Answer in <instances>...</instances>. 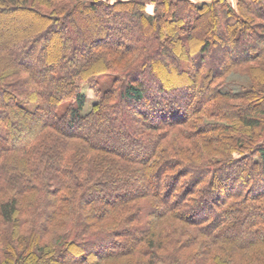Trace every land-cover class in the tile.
<instances>
[{
  "label": "trees",
  "instance_id": "16d2710c",
  "mask_svg": "<svg viewBox=\"0 0 264 264\" xmlns=\"http://www.w3.org/2000/svg\"><path fill=\"white\" fill-rule=\"evenodd\" d=\"M156 1V13L147 15L144 11L146 0H62L61 2L0 0V29L5 23L4 16L9 20L18 11L24 12L26 16L25 21H19L20 23L16 21V27L19 29L15 30L17 33L14 31L13 35L16 34L14 37L11 38L6 34L0 36V39H4L0 40V264H47V261L63 264L64 260L60 254L63 253L64 256V252H70L68 246L79 241L75 235L81 230L83 233L87 231L85 234H90L89 237L94 241L95 253H101L105 248L102 242L104 238L108 236L116 238V241L114 239L110 241L114 248L110 250L105 248L106 251L101 253L103 259L145 251L157 257L162 240L159 243L155 241L157 231L152 226L156 227L157 224L154 223L153 213L150 214L151 222L147 229L133 225L134 228L127 227L123 229V233H120L118 230L121 228L117 227L116 230V226L108 229L100 228L101 222H108L126 213L127 215L122 216L121 219L126 222L133 220L129 211L132 207H138L140 211L141 206L135 202L144 197L158 198L161 204H154L153 211L164 217L177 208V206L170 208L168 204V199L172 200L171 195H175L176 198L179 196L182 204L186 205L184 208L180 207L179 211L184 212L187 219V215L196 209H206L204 219L193 220V223L203 229V232L214 239L213 243L218 245L226 243L246 249L264 243V205L260 204L264 199V193H261V188H256L260 178L257 179L255 175L251 177L250 174L254 169H258L255 172L259 171L264 179V137L255 141L254 136L253 142L249 144H244L241 139L250 133L253 136L257 129H264L262 91L264 71L259 67L263 65L264 68V44L258 43L259 40L264 43V35H258V39H248V41L234 39L244 45L242 50L225 47L226 56L220 63L218 62L217 67H199L201 71L207 69L201 88L215 91L214 96L236 97L245 102V108L258 106L254 112L241 113L240 111L245 108L235 105L232 109L226 110V105L222 111H217V122L204 121L219 140L229 142L233 137L230 132L240 134L235 135L238 136L237 140L235 139L237 141L235 148L232 147L233 150L226 155L227 157L218 159V163L190 166L191 161L188 164L184 160L180 164L176 158L170 157L169 147L160 145L165 133L161 135H154L150 131L147 133L148 128L158 130L159 127L156 124L146 126L143 123L146 121H142L144 119L142 115H149L150 110H156L153 106L147 109L137 107L140 113L130 116L132 124L125 126L122 124L131 142L141 144L140 135L149 136V144L146 145L148 150L146 149L144 153L137 151L136 155L135 148L138 150L139 147L125 150L121 149L122 144L110 142L113 137L110 135L112 131L108 133L106 140L108 143L102 142L100 134L93 132L89 127L94 121L98 122V118L102 117L104 112L109 113L119 123H125L126 104L138 102L148 104L149 88L153 82V84L158 83L161 94L173 92L178 88H186L188 92L190 89L194 90L195 84L189 83L186 79L178 80L179 84L175 85V82L165 74L166 65L161 58V55L165 54L169 58L171 54L178 58L175 51L178 41L173 42L171 38L185 8L187 14L185 12L184 19L187 23H182V26L189 33L183 38L188 42L184 53L182 48L184 59L195 57L196 52L208 53L217 43L221 44L214 28L211 33L208 29L205 30L206 35L201 40L194 36L198 32L195 27L201 25L200 27L203 28L207 16L219 18V14L223 13L236 22L235 27L229 31L232 37H237L239 33L246 32L247 35L248 32L252 33L248 31L249 28H245L248 25V17L264 18V0H239L237 8H232L227 0L201 3L195 0ZM134 5L138 9L130 13L137 19L135 29L143 28L146 35L156 33L154 57L152 55L154 52H149L136 65L133 63L137 58L133 55L132 41H117L111 37L97 40L93 39L92 34L82 39V57L68 58L70 51L68 47L72 43V39L69 38L66 39V42L69 41L68 46L62 47L60 51L59 39H64L65 36L59 32L58 27L71 17L74 22H82L84 19L78 15L77 10L93 12L103 6L107 12H110L112 9H117L116 11L127 7L132 9ZM202 18L205 19L201 21ZM22 26L29 30L24 31ZM262 26L264 27V24ZM32 27L37 28L32 29ZM123 35L125 37V34ZM48 36L49 39L52 37V41L44 40ZM8 39L12 40L9 42ZM41 42L44 45V52L38 53ZM183 44L185 45L184 42ZM197 47L198 50H194ZM106 50L109 54L113 53L116 62H127L130 68L127 71L115 72L116 77L107 88L96 87L94 84L98 98L86 111L87 95L78 81L95 82L102 73H105L103 72L106 71L105 69L97 70L96 67L100 60L103 61L107 56ZM249 62H254L255 65ZM70 64L71 70H69ZM243 64H246L245 70L261 69V71H258L255 77L250 71L247 72L250 84L243 87L242 91H227L225 89L227 82L220 81L221 74ZM145 72L150 73L152 78L144 80L147 78ZM168 82L174 84L169 86ZM189 86L192 87L189 89ZM21 87L26 89L23 90ZM66 101H69L66 109L60 112L59 106ZM160 103L167 104L164 101ZM203 107L204 104L201 103L189 113L191 108L184 106L180 115L171 112L169 115L174 118L188 113L189 115L162 126L165 131L183 126L184 122L189 120L187 117L200 113ZM162 113L160 112V116L164 118L168 115ZM187 138L191 139V137ZM210 138L213 140V136ZM235 152L240 155L234 156ZM104 153L114 158L109 159L103 155ZM165 156L169 159L162 158ZM118 159L124 163L120 165ZM113 163L122 166L117 174L106 170V167ZM159 166L161 176L151 183L150 172L153 167L155 169ZM237 171L240 174H237ZM222 174L225 177L221 180ZM242 174L247 179L236 185L233 179L240 178ZM165 178L171 180L167 188L164 183ZM139 181H144L145 185L140 184ZM236 186L240 187V191L236 190ZM207 188L215 190L212 196L215 202L212 205L208 202L201 203L205 194L199 200L200 195ZM175 200L171 203L174 204ZM189 205L192 207L186 210ZM80 207H87L94 217L90 220L87 218L85 225H79V228L73 227L75 221L73 222L71 216L73 214L77 219L81 213ZM210 210L213 215L209 214ZM21 218L24 220H20ZM132 218L139 221L140 213L135 212ZM237 223L240 225L238 226ZM9 225L12 227L11 230L7 229ZM223 231L225 233H222ZM132 232L136 238L130 236ZM47 235H53L55 242L58 241L59 246L64 249L54 252L53 239L41 243ZM48 256L50 259H47ZM43 258L44 260L41 261ZM77 258H73L75 262ZM81 258L84 263L101 264V260L94 262L85 260L84 256ZM151 264H167V261L166 258L157 257ZM259 264H264V250Z\"/></svg>",
  "mask_w": 264,
  "mask_h": 264
},
{
  "label": "rangeland",
  "instance_id": "374dc122",
  "mask_svg": "<svg viewBox=\"0 0 264 264\" xmlns=\"http://www.w3.org/2000/svg\"><path fill=\"white\" fill-rule=\"evenodd\" d=\"M58 1L61 2L62 0H58ZM195 1L198 3H201V2H210L212 0H195ZM227 1H228V4L232 8H237V4L239 0H227ZM156 5H157L156 0H146V6L144 7L145 14L154 15L156 13ZM136 8L138 9V7L134 5V8L132 9L127 7L125 9L122 8V10L118 9V11H116L117 9L116 10L112 9L110 12H107L102 6L97 11H93V12L91 11L89 12L88 10H85V11L77 10L78 15L82 19H84L82 22H78V23L74 22L71 17L67 21H65L61 26L58 27L59 32L61 34L63 33V35L65 36L64 39L62 38L59 39L58 44L60 45V51L62 47L65 48L66 45L68 46L69 41L67 40L66 42V39L69 38V39H72V43L69 44L71 46L68 47V50H70L68 51V58L77 59L78 57H82V54H81L83 50V47L81 44L82 39H86L89 34H92L93 39H97V40L103 39V37L104 38L111 37L112 39H115V40L117 39V41L119 40L120 41H123V40L132 41L133 42L132 44L134 47L133 55H136L135 58H137L133 63L136 65H138L143 60L144 55L148 54L149 52L150 53L154 52L152 54L154 57L155 51H156L155 42L157 41V39H155L156 33H153L152 35H146L143 28L141 29L139 28L138 30L137 29L138 27H137L135 29V24L137 23L136 21L137 19H135L131 15L130 11L135 10ZM185 10L186 8L182 11L183 15H181V17L179 18L178 24L175 25L176 31H174L173 33V37H172L173 39L171 38V41L173 42L178 41L177 48L173 45L175 47V51L178 55V58L174 57L172 54L170 58L166 54L161 55V58L162 60L165 61L163 62L166 65L164 67L165 74L168 75L171 78V80L175 82V85L179 84L177 83L178 80L186 79L189 83L191 82L192 84H195V86H193L194 90L190 89L192 86H189L188 87L190 89L189 92L186 88H178L174 90L173 92H170V93L162 92L161 94L159 92L158 83L153 84L154 83L153 82L152 85H150L151 86V88H149L150 95H148V99H147L149 101L148 104L150 105H148L146 102L145 103H142V102L131 103L130 105L126 104L125 123H119V121L111 117L109 113L104 112L102 117L98 118L99 119L98 122L94 121V123H92L89 127L92 128L93 132L96 131L97 133L100 134L102 138V140L100 141L102 142L107 140V136L110 134V131H112V134L110 135H113V137L109 140L110 142L122 144L121 149H125V150H129L130 148L139 147L138 150L135 148L136 151L134 152V154H136L137 151L144 153L148 150L147 149L148 147L146 145L149 144V139H150L149 136L147 134H144L143 136L139 134L140 137L142 138L141 140L142 143L139 144L136 142H131L127 137L128 134L123 129L122 124H124L123 126H125L126 124H132L130 116H136V114L139 115L140 113V110H137V107L142 108V109H147V107L150 108L153 106V108L156 110L155 111L150 110L149 115H146V116L142 115L143 116L142 118H144L142 121H146V122H143L146 126L148 124H156L158 125L160 130L159 129L152 130L148 128L147 133L148 131H150L154 135L155 134L161 135L164 132L165 137H163V139L160 141L161 142L160 145L168 146L170 157L176 158L177 162L179 161L178 163L182 164L183 161L185 160L186 163L191 161L190 166H202V165H208V163H211V164L215 162L218 163L219 162L218 159H221L222 157H227L226 155H229V152L233 150L232 147L235 148L234 146H236L235 143H237V141H235V139L237 140L238 136L235 137V135H240L239 132H237V134H235L234 132H230L232 133L233 137L232 139H230L229 142L219 140V138L216 137V134L214 135L215 132L209 129L210 126H207L204 124V121L212 122V123L217 122L218 121V116L216 114L217 111L219 110L222 111V109L226 105L227 106L225 108L227 110V108L232 109V106H235V105L240 108L241 107L245 108L246 104L244 101L236 97H227L223 95L214 96L216 93L215 91L208 89V88H204V89L201 88L202 81L206 77L205 75L207 73V69H202L201 71L199 67L201 68L203 66L217 67L218 62L220 63V61H222L226 56L225 50H224L225 47L226 48L229 47V49L231 50L232 49L234 50V47L236 48L237 51L242 50L244 48V45H242V43L239 42V40L234 41V39H247L248 41V39H258L259 37L258 35L263 36L264 27L262 25L264 24V18H261V17L253 18L252 16L248 17L249 18L248 25L245 26V28L246 29L249 28L248 31L252 33H249L247 31L248 35L246 34V32H244V33H239L237 37L235 36L232 37L230 36L229 31L231 28L235 27L234 25H236L235 24L236 22H234L231 18H228V16L223 13L219 14V18L216 16L214 17L207 16V20H204L205 23H204L203 28L200 27L201 25L199 26L197 25L198 27L197 26L195 27V29L198 32L194 36L198 38V40H201L206 35L204 33L205 30L208 29V31L211 33L212 28H214L215 33H217L216 34L217 37L218 35L220 37L219 39H220L221 44L217 43V45L211 48L208 53L206 52V53L199 54L196 52L194 55L195 57H192V58L190 57V59H187V58L184 59L183 58L184 54H182V48H183V53H184L185 52L184 50H186V46L188 45L187 44L188 42L186 39H183V38H185L189 33L188 30H186L182 26V23H187L185 22V19H184V15L186 12ZM106 15H109V16L107 17ZM6 17L7 16H4L3 18V20H5V23L4 25H2V29H0V36L6 34L12 38L16 35V34L13 35V33L15 32L17 33V31L15 30H17V28L19 29V27H16V21L23 22L25 21L26 16L24 15V12L18 11V12H15V14H13V16L9 18V20L7 19L8 17L7 18ZM205 18H202L201 21H203V19ZM188 19L189 18H187L186 21H188ZM201 21L200 23H202ZM33 28L36 29L37 27H32V29ZM132 28L133 30L131 31ZM22 29H24V31L25 29L29 30V28L27 29L24 26H22ZM125 29L126 31H124ZM123 34H125V37ZM49 37L50 36H48L47 39H44V40H48ZM51 39L52 37L49 40L52 41ZM0 40L2 41L4 39H0ZM11 40L12 39H8L9 42ZM181 41H183L185 45ZM161 42L165 43L164 40H161ZM42 43L43 42L39 44L40 47L38 49V53L44 52V45ZM258 43L259 45L264 44L263 41H260V40ZM194 50H198V47ZM106 51H107L106 52L107 56L105 57V59H103V61L100 60L99 64L96 67L97 70L105 69L106 71H103L105 73L104 74L102 73L97 78V80H95V82L94 81H91V82L83 81V80L82 82H80L81 80L78 81V83H81V87L87 95L86 111H88L91 108L94 101H96L98 98L95 88L93 86L94 84L96 85V87L107 88L113 83L116 77L115 72L127 71L130 68L129 63L126 64L127 62H121V63L116 62V58L112 55L113 53L110 52L109 54L108 50ZM249 63H251V65H255L254 62H249ZM245 65L246 64L234 66L233 68L228 69L223 74H221L220 81L225 80L227 82L225 84L226 85L225 89L227 91L240 92L242 91L243 87H246L247 85L250 84V77L247 73L250 71V69L245 70L244 68ZM70 67L71 68L69 70L72 69L71 64H70ZM259 67H262L263 69L262 71H264L263 65ZM258 71H261V69L251 70L250 72L252 76L255 77ZM144 74L147 76V78H144V80H147V79L149 80L152 78L150 73L145 72ZM172 84L174 83L168 82L169 86ZM21 88L23 90L26 89V87L25 88L21 87ZM262 91L264 94V87H262ZM263 94H261V96ZM261 99L259 101H261ZM163 101L167 103L166 105H168L169 103V106L166 107V105L160 103ZM68 103L69 101H66L65 103H62L61 106H59L60 112L66 109ZM201 103L204 104V107L200 113L193 115L192 117H189V118L187 117V119L189 120L185 121L183 126H177V128L171 131L169 130L165 131L164 126L162 125H164L167 122L178 121V120L184 119L186 116L189 115V113H191V111L198 108L199 104ZM184 106L191 108L189 113L185 114V116L183 115V116H179L178 118L176 117L174 118V116L169 115L171 112L180 115V111L182 110ZM254 107L255 108L247 107L241 110L240 112L241 113H245L247 111L254 112L258 106H254ZM160 112L166 113L169 116L166 115V117L164 118L160 116ZM263 127H264V124H263ZM183 128H184V131H182ZM242 130L245 131V129H242ZM247 131H249V129ZM251 134L252 133L247 134L243 136V138H241L243 139L244 144L252 143L254 136H255V141L258 139H262L264 137V129L262 130L257 129L255 131L256 135L254 134L252 136ZM212 136H213V140L212 138H210ZM187 137H191V139ZM214 138L216 139L214 140ZM71 141L74 142L73 140ZM105 143H108V141H106ZM183 143L185 144L182 145ZM103 155H105L109 159L114 158L110 154L104 153ZM238 155H240V153L235 152L234 156H238ZM167 157L165 156L162 158L169 159V157L168 158ZM118 161L120 165L124 163L122 162L121 159H118ZM120 165L113 163L112 165H108L106 167V170L113 172V174H117L118 172H120V168L122 167ZM154 167H156V165H154ZM154 167L152 171L150 172L151 183L159 179L161 176L159 173L160 166L155 169ZM257 170L258 169H254V171L250 172V174H251V177L255 175L257 179L260 178L259 184L256 185V188H261L262 189L261 193H264V184H263L264 179H263V176L259 174V171L257 173L255 172ZM237 174H240V172L237 171ZM244 176L245 175L242 174L240 178L233 179V182L235 181V184L238 185V183H241L242 180L247 179ZM224 177L225 175L222 174L221 180L224 179ZM170 181H171L170 179L165 178L164 183H166L165 184L166 188L169 187L168 184ZM139 183L142 185L143 184L145 185L144 181H139ZM202 187H205V186H202ZM212 189L207 188L206 190L203 191V194L200 195L201 198H199V200L202 199L203 197L202 195L204 194H205L204 195L205 198L204 200H202V202L200 201L201 203L205 204L208 202V203H211L212 205L213 202H215V200L212 198L213 194L215 193L214 192L215 190H212ZM236 190L240 191V187L239 188L237 187ZM233 191L235 192V190ZM104 195H106V193H104ZM171 199L172 200L176 199V200L174 201V204H172L171 202L173 201L172 200L169 201L168 199V204L170 208H173L175 206H177V208L175 211L172 210V212L169 213L166 217L160 216V213L153 211L155 207L154 204H157V205L161 204V201L158 198L144 197V198H140L139 200L135 202V204L141 206L140 211L138 207H134V208L132 207V210L129 211L131 219L133 220H130L129 222L123 221L121 217L124 215H127L126 213L121 216H117L116 218L114 217L108 222H101L100 228L106 227L108 229L111 226H114V227L116 226V230H118V228L119 229L121 228L120 230H118L120 233L124 232L123 229L127 227L131 228L133 225H139L140 228L147 229L149 223L151 222L150 214L153 213L154 223L157 224L156 227L155 225L152 226V228L157 231L156 232L157 235L155 236V241L159 243V241L162 240V242L160 241L162 245L158 248L159 252L157 253H159L158 254L159 256L157 257L166 258L167 264H174V262H176L175 264H199L200 262L202 264H259L261 257H262L263 250H264V243H258L255 246H252L246 249L245 248L240 249L234 245H230L226 243H223L220 245L213 243L214 239L208 236V234H206L205 232H203V229L195 226L193 223L194 222L193 220L204 219V211L206 209L205 210L196 209L194 212H191L190 215H187L188 216V219H187V217H185V213L183 212L184 213L183 214L181 212L183 214L182 215L179 211L180 207L182 208L186 207L185 204L184 205L182 204L181 198L179 196L176 198L175 195L173 196L171 195ZM260 204L264 205V199L261 200ZM191 207L192 205L187 206L186 210ZM199 211L200 213H198ZM80 212H81L80 216L77 219L76 217H74L73 214L71 216V219L73 220V222L75 221L73 227L76 226L79 228V225L81 226L83 224L85 225L87 218L90 220L94 217V215L89 211L87 207L85 208L80 207ZM135 212L140 213L141 218L139 219V221H135L134 218H132ZM209 214L213 215V212L210 210ZM198 215H200V217ZM20 220H24V218H21ZM237 224L238 226L240 225V223H237ZM11 228L12 227L9 225L7 229L11 230ZM95 228H99V227H95ZM27 229H28V226H27ZM85 233H83L81 230L78 233V235H75L79 241L74 243V245L72 246L70 245L68 246V250L70 252H64V256H63V253L60 254L61 255L60 257L62 258V260H64L62 262L63 264H93V263H87V262L84 263L81 256H84L85 260L87 259L89 261L95 262L97 260L100 262L101 260L100 262L101 264H151L154 258L157 259L154 252H153L154 255H152L150 252H147V251L137 252V253L128 252L129 254L126 253L125 255H121L115 258L103 259L101 258V253H104L106 250H110L114 248L111 246L110 241H112V239L116 241V238L113 236H108L107 238H104V241L102 242L105 244V248L107 249L105 250V248H103V250H101V253H95V246L93 244L94 241L92 238L89 237L90 234L88 235ZM222 233H225V231H223ZM26 234H27V237L30 236L28 235L27 231H26ZM131 235L133 236V238H136L133 232L130 233V236ZM49 239L50 241L53 239V242L55 244L54 252H59L64 249L61 245L59 246L58 241L55 242V237L53 235H47L45 238H43V241L41 240V243L47 242L49 241ZM15 244L18 246L17 242ZM54 252H53V255H54ZM80 254H83V255L80 256ZM73 258H77L78 260H76L75 262ZM47 259H50V257L48 256ZM43 260L44 258L41 261ZM25 261H26V258H25ZM47 264H55V263L52 261H47Z\"/></svg>",
  "mask_w": 264,
  "mask_h": 264
}]
</instances>
